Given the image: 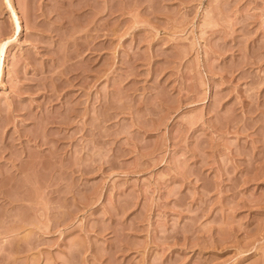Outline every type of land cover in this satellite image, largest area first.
Returning a JSON list of instances; mask_svg holds the SVG:
<instances>
[{
	"label": "rangeland",
	"instance_id": "obj_1",
	"mask_svg": "<svg viewBox=\"0 0 264 264\" xmlns=\"http://www.w3.org/2000/svg\"><path fill=\"white\" fill-rule=\"evenodd\" d=\"M0 0V264H264V0Z\"/></svg>",
	"mask_w": 264,
	"mask_h": 264
},
{
	"label": "bare ground",
	"instance_id": "obj_2",
	"mask_svg": "<svg viewBox=\"0 0 264 264\" xmlns=\"http://www.w3.org/2000/svg\"><path fill=\"white\" fill-rule=\"evenodd\" d=\"M7 9L9 10L11 22L13 25V35L17 34L20 30V20L18 17V14L15 10L14 5L12 4V0H4ZM11 40V37L5 40L0 41V75H1V69L3 65V56L5 52V47L8 44V42Z\"/></svg>",
	"mask_w": 264,
	"mask_h": 264
}]
</instances>
